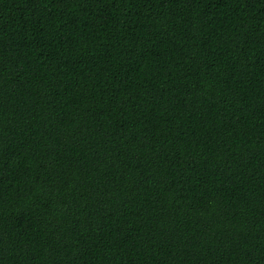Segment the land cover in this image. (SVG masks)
Returning <instances> with one entry per match:
<instances>
[{
    "label": "trees",
    "instance_id": "obj_1",
    "mask_svg": "<svg viewBox=\"0 0 264 264\" xmlns=\"http://www.w3.org/2000/svg\"><path fill=\"white\" fill-rule=\"evenodd\" d=\"M0 264H264V0H0Z\"/></svg>",
    "mask_w": 264,
    "mask_h": 264
}]
</instances>
